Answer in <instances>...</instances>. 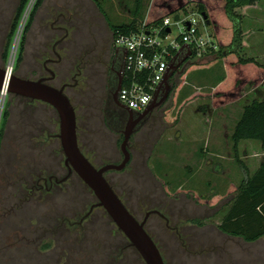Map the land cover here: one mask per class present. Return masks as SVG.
<instances>
[{"label":"rangeland","instance_id":"374dc122","mask_svg":"<svg viewBox=\"0 0 264 264\" xmlns=\"http://www.w3.org/2000/svg\"><path fill=\"white\" fill-rule=\"evenodd\" d=\"M20 1L0 0V66L9 70L16 50L12 74L36 80L41 73L34 74L32 69L43 65L51 55L53 26L65 23L71 36L80 27L92 32L93 24L81 22L77 13L91 0H45L19 63L22 38L38 0L30 1L9 41ZM167 1L144 0L139 26L151 9ZM98 2L113 24L133 21L136 0ZM188 10L190 15L198 11L195 4ZM170 17L175 19V15ZM181 17L185 18L183 14ZM244 22L248 52L244 50L243 55L264 65V0L246 11ZM172 30L173 38H177L178 27ZM209 31L215 37L212 27ZM103 38L114 44L106 19ZM7 46L6 61L2 55ZM203 64L194 63L196 67L173 79V84L179 85L175 101L169 100L156 110L157 121L149 142L137 136V143L132 144L133 162L123 171H110L106 177L139 222L148 213L159 211L150 214L146 230L166 264H264V240L246 243L219 230L231 209L234 195L229 196V190L246 179L243 166L253 175L263 159L264 147L255 140L242 141L237 158L232 136L243 109L255 100H264V80L248 82L244 78L234 98H217L222 103L215 106L213 89L226 75V68L221 60ZM194 93L199 96L180 111L181 104ZM69 96L73 98L72 93ZM88 99V103L84 100L86 105L96 111L98 103L93 97ZM72 101L77 106L79 140L87 159L98 169L121 163L119 133L106 129L98 116L84 115L80 101ZM6 110L9 118L0 150V264H146L104 208L96 207L82 221L97 199L78 175L72 174L59 184L54 182L48 189L42 188L44 180L39 181L40 189L36 188L40 178L67 177L57 111L46 103L10 92L2 102L0 91V130ZM199 198L217 204H203ZM71 224L78 229H72ZM127 242L129 247L121 251Z\"/></svg>","mask_w":264,"mask_h":264},{"label":"trees","instance_id":"16d2710c","mask_svg":"<svg viewBox=\"0 0 264 264\" xmlns=\"http://www.w3.org/2000/svg\"><path fill=\"white\" fill-rule=\"evenodd\" d=\"M30 1L31 0L20 1L9 41H12V38L16 34L20 21ZM93 1L102 11L98 0ZM262 1L263 0H168L166 3L159 5L156 10L151 9L148 13V22L145 21L143 25L139 26L138 19H140L139 17L145 6L144 0H136L137 4L132 22L116 25L113 24L106 15L105 17L115 41L119 35L139 33L143 28H158L163 25L164 20L170 16L188 15L190 5L195 4L199 14H204L209 17L211 27L219 45V51L214 53L216 56L215 60L208 64H203L202 66H209L221 60L227 70L226 75L221 79L219 85L215 87L212 95L215 99L220 97H227L229 99V97L234 98L235 90L240 88L244 78L248 82L264 80V65L259 63L255 58H246L243 55V51L247 46L245 41V36L247 34L243 30V20L246 16V11L255 8ZM44 2L45 0L37 1L29 18L25 34L22 38L20 48L21 54L18 59L19 63L23 60L27 35ZM164 33L166 34V31ZM179 40L181 39L179 38ZM9 48L8 46L6 47V52L4 54V60L6 61L9 56ZM177 52L178 51H172L171 61L177 55ZM194 67H196V65H192L189 68L191 69ZM178 88L179 85L176 84L173 89L176 91ZM198 96L199 95L194 93L187 97L181 104L180 111L193 102ZM220 103L222 102L217 99L214 105L219 106ZM8 118L9 111L6 110L0 130V150ZM232 140L237 158L239 145L242 141H259L264 147V100H255L243 109L242 118L235 127ZM82 151L84 152V150ZM243 167L246 172V179L238 188L234 185V187L229 190V196L234 195L229 204L231 205V209L224 217L219 226V230L225 236L242 239L246 243H255L264 240V160L259 170L253 176L250 175L249 170L245 168V166ZM40 180L41 178L38 179V183ZM38 183H36V188L39 186ZM199 201L211 206L217 204H211L213 200L206 198H199ZM126 246L129 247L128 242L127 245L124 247L122 246L120 250L122 251ZM116 264L119 263L116 261Z\"/></svg>","mask_w":264,"mask_h":264},{"label":"flooded vegetation","instance_id":"af4514ba","mask_svg":"<svg viewBox=\"0 0 264 264\" xmlns=\"http://www.w3.org/2000/svg\"><path fill=\"white\" fill-rule=\"evenodd\" d=\"M77 13L80 14L82 18L81 22L86 21L93 24L92 32L86 33L84 28L80 27L71 36V30L69 27H65V23L64 25L60 23L58 26H53L55 33H53V47L50 50L51 55H49L50 57L44 61L43 65H35L32 69L34 74L36 72L41 73V75L39 74V79H22L31 81L45 80V83L52 87L59 90L64 89L65 95L69 98L75 108L76 115L77 106L73 104V98L80 101L84 115L90 116L91 114H94L98 116L100 120H102L106 129L111 133H119L122 143L125 140V135L129 133L130 140L128 147L132 155V160L129 163L130 165L134 159L132 144L135 142L137 143V136L139 135L141 141L146 142L149 140L148 137L153 133V126L157 121L155 112L171 100L170 97H172V93L167 95L168 84H166L164 80L160 86V91L157 92L154 96L153 102L148 107L147 110H149V112L147 114H144L147 110L138 113L122 104L119 100L118 90L120 81L124 77L125 54L123 51L115 49L113 42L111 44L108 38L106 40L103 38L106 19L105 13H103L95 3L91 2L86 3L85 6L78 9ZM61 32L64 33V36H62L63 34H61ZM44 51L48 52L46 48H44ZM2 59H4V54L2 55ZM0 68L3 67L0 66ZM95 77H97L96 81H94ZM89 83H93V85H89ZM70 93H72L73 98L69 96ZM89 97H93L94 100H96L95 102L98 103L96 111L91 110L86 105L89 101ZM84 100H86L87 103ZM77 132L79 140L78 119ZM119 140L117 144L119 143ZM80 143L79 140V145ZM80 148L83 150L81 145ZM121 153L124 161L122 149ZM66 168L67 177L62 180L54 178L53 176L48 179L42 178L40 181L44 180L45 185L42 188L48 189V187L50 185L52 186L54 182L59 184L60 182L65 181V179L68 180L71 178V175L75 173H71L67 166ZM107 174L105 176H107ZM38 185H41L40 182ZM96 201L97 202L91 206L88 215L82 218V221L88 218L95 210L98 205V200ZM152 213L160 214L159 211H153L148 213V218ZM79 224H81V221ZM70 226H72V229H78L77 227H79L78 225L74 226L73 224Z\"/></svg>","mask_w":264,"mask_h":264},{"label":"water","instance_id":"95a60500","mask_svg":"<svg viewBox=\"0 0 264 264\" xmlns=\"http://www.w3.org/2000/svg\"><path fill=\"white\" fill-rule=\"evenodd\" d=\"M207 25L211 27V21L207 15H202ZM180 15L175 17L179 22ZM171 32V29L168 30ZM179 70L175 67L165 78L167 95L171 92L169 81L172 75ZM174 73V74H173ZM123 86L120 81L119 90ZM14 93L18 96L39 101L52 106L58 114L60 124L59 138L66 160L65 164L71 173H75L90 188L98 200L97 207H102L116 224L118 229L126 236L131 245L138 251L146 264H166L160 249L146 230L148 216L143 222H139L114 191L106 179L110 171H123L132 160L129 151L130 134L125 135L121 149L124 161L121 164H109L100 169L96 168L82 152L77 132V115L74 106L65 95L64 89L59 90L45 83V80L31 81L22 79L9 73V70L0 68V91ZM147 110L144 114H147ZM66 180V179H65Z\"/></svg>","mask_w":264,"mask_h":264},{"label":"built area","instance_id":"2783aa9c","mask_svg":"<svg viewBox=\"0 0 264 264\" xmlns=\"http://www.w3.org/2000/svg\"><path fill=\"white\" fill-rule=\"evenodd\" d=\"M184 16L179 22L168 17L158 28H143L139 33L119 35L115 39V48L125 54L119 100L132 111L142 113L151 105L169 72L172 51L186 45L192 58L203 63L219 51V45L203 16L198 12ZM173 26L180 31L177 38H173ZM169 29L171 32H168Z\"/></svg>","mask_w":264,"mask_h":264},{"label":"crops","instance_id":"0c3cea01","mask_svg":"<svg viewBox=\"0 0 264 264\" xmlns=\"http://www.w3.org/2000/svg\"><path fill=\"white\" fill-rule=\"evenodd\" d=\"M91 2L94 3L93 0H91ZM146 21L148 22V17L146 18ZM244 26H245V22H244L243 27ZM217 43H218V41H217ZM245 51L248 52V49H246ZM215 58H216V56H212L211 58H209L210 61L206 62V64H208L211 61L215 60ZM194 63H201V61L199 62V61H196L195 59L192 58L191 53H190V50H189L188 46H186V45H184L180 50H178L177 55L171 61V66H170V69H169V71H171V73H172V70L175 67H178L179 68V70H177L175 72V74L173 73L174 75H172V77H171V79L169 81V87L171 88L170 94L172 93V97H170V98H171V100H173L172 102L175 101V96L177 95V90L175 91L173 89L176 86V85L173 84V79H175L178 75H182ZM226 73H227V70H226ZM214 89H215V87H214ZM158 91H160V88H159ZM263 160H264V154H263V159L260 161L259 167L257 168V171L259 170V168H260ZM253 175H251V176H253Z\"/></svg>","mask_w":264,"mask_h":264},{"label":"bare ground","instance_id":"6f19581e","mask_svg":"<svg viewBox=\"0 0 264 264\" xmlns=\"http://www.w3.org/2000/svg\"><path fill=\"white\" fill-rule=\"evenodd\" d=\"M17 46V45H16ZM16 48V47H15ZM14 56H13V59H12V62H11V64H10V68H9V73H13V66H14V60H15V56H16V50H15V52H14V54H13ZM7 90H5V92L2 94V102H5V99H6V97H7V92H6Z\"/></svg>","mask_w":264,"mask_h":264}]
</instances>
